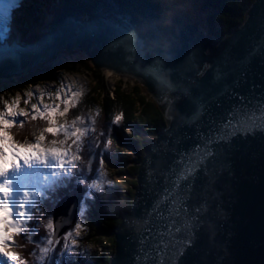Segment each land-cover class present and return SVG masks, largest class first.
I'll list each match as a JSON object with an SVG mask.
<instances>
[{"label":"water","instance_id":"obj_1","mask_svg":"<svg viewBox=\"0 0 264 264\" xmlns=\"http://www.w3.org/2000/svg\"><path fill=\"white\" fill-rule=\"evenodd\" d=\"M74 49L96 68L141 80L166 120L145 148L132 205L114 231L109 264H136L139 241L159 227L153 208L163 207L179 154L191 151L237 96L253 103L264 96V0H252L243 21L219 37L175 0H59L45 33L0 53V74L5 82L23 80ZM72 198L56 207L58 233L74 220L78 191ZM187 205L181 222L193 244L180 264H264V134L219 146L197 174Z\"/></svg>","mask_w":264,"mask_h":264},{"label":"snow or ice","instance_id":"obj_2","mask_svg":"<svg viewBox=\"0 0 264 264\" xmlns=\"http://www.w3.org/2000/svg\"><path fill=\"white\" fill-rule=\"evenodd\" d=\"M20 0H0V36L7 34L14 11L18 8ZM131 39V38H130ZM127 43V42H126ZM157 69L150 68L152 75L157 73ZM29 96L33 93L29 92ZM57 99H61L65 105L63 109L52 104L51 106L32 105V109L39 113V116H32L33 120L43 118L47 121L48 127L44 128L36 135L34 142L18 140L12 129L16 126L17 117H27L29 113L20 108L19 98L13 101L3 100V107L0 108V260L3 264H21L20 252L14 250L20 245L18 237L25 240H32L29 221L33 217L29 213V205L39 214L37 223L46 220L41 226L46 229L39 243V252L33 255L42 254L44 259L40 264H46L48 254L53 251L52 246L58 245L62 248L61 256L77 254L75 246L80 235L81 224L76 223L73 230L61 228L59 233L55 226L54 213H49L46 208L37 206L33 200V194L24 192L19 199L15 212L11 203L14 195L11 176L15 175V182L27 183L28 173L23 172V167L32 169L34 165H43L52 169L53 180L48 186L55 190L57 178L61 173L69 174L78 166L77 161L81 159L80 153L84 148V140L89 131L95 132V128H78L73 121L74 131L69 130L65 123L61 126L57 121V114L65 115L73 103L71 99L63 100L57 94ZM239 101L233 104L217 121L210 122L206 132H202L200 142L193 146L191 151L180 153L175 161L177 172L170 188L164 189L162 197L163 207L158 202L153 211L157 213L159 227L155 230L148 229L147 234L139 241L141 247L138 249L139 256L136 264H180V259L193 244L191 236L186 232L187 225L181 222L182 215H187V200L195 183L197 174L206 166L209 159L217 155V149L221 145L230 146L236 137L246 138L254 136L256 133L264 134V96L253 103L244 96H237ZM121 116L115 117V123L119 124ZM81 124L84 119L81 118ZM95 121H93V124ZM24 127V123H20ZM46 134L52 137H59L63 134V139L53 138L48 141ZM101 135H104L102 132ZM74 138V139H73ZM75 145L73 151L72 145ZM111 144V140L107 141ZM47 180V177H46ZM96 191L100 190V184L94 181L91 185ZM187 191L189 196L183 193ZM36 196H43V193H36ZM199 212L200 208H196ZM18 213L19 219L16 218ZM153 231L155 234H153Z\"/></svg>","mask_w":264,"mask_h":264},{"label":"trees","instance_id":"obj_3","mask_svg":"<svg viewBox=\"0 0 264 264\" xmlns=\"http://www.w3.org/2000/svg\"><path fill=\"white\" fill-rule=\"evenodd\" d=\"M178 1L184 4L193 13V15L201 18L202 26L207 31V33L218 37L223 35L229 28L234 27L243 21V19L245 18L246 10L252 2V0ZM95 78L97 80L95 90H102L104 88L107 92V89L105 88L106 80H104V77L100 73L95 72ZM121 85L122 84L120 83L118 87L115 88V97L111 98L109 95H106L103 103H99L98 99L92 96L93 89L85 90L82 93L75 95V97L73 98L66 97L67 100L71 99L73 103L69 107V111L67 112V114H57L56 117L58 123L61 126H63L65 123H67L69 126L73 123V121L79 122L81 120V114H86L91 111L95 112L97 130L90 137H86V142L90 145V150L86 151V158L92 152L96 151L95 153L97 155V164H99L101 161V155L108 156L115 150L114 142L112 141L111 144H108L106 140L110 132L112 131V122L115 121V117L117 115L121 116V125L136 119L140 124L146 126L147 130L154 134H157L158 131L166 125V120L164 118L163 112L158 107L156 101H154L147 94L143 93V89L140 84H135L129 90L122 89ZM57 87H59V90H57L58 88H55L52 92L48 93L44 97L46 100H50L53 97V99H51V102L58 101L62 110L65 105L62 103L61 99H57V94L62 97L63 91H65V86L59 83ZM24 91L25 89L19 86L4 87L2 90H0V102H2L3 100L13 101L17 98V94H21ZM30 92L33 93V91ZM66 98L64 99V97H62L63 100H66ZM38 100V96L33 93L29 102L24 100L19 104L20 106H30L32 103H38ZM96 103L100 106H98ZM2 107L3 105L2 103H0V108ZM97 107H99L100 109H97ZM31 115L32 113L27 116L24 121H21L17 117L20 121L16 119L17 123L16 126L12 129V134L18 140H34L36 135H38L44 128L48 127L47 121L43 118H39L36 120L32 119V116L34 115L39 116L38 112H36L32 116ZM21 122L24 123L23 128L20 127ZM102 132L104 133V135H101ZM94 135H97V137L95 138ZM46 136L48 137L49 142L53 138H64L63 134H61L59 137H52L51 134H46ZM134 137L136 138L135 147L138 148L140 153H137L136 162L133 166L130 167L129 170L136 176L139 170V164L145 152V146L151 143V141H145L146 144H142L140 140H138V137H141L140 135ZM128 142L132 144V142H130L129 140ZM95 168L96 167H94L93 170L89 173L90 178L94 175ZM86 172L87 171L85 164H80L78 170L76 168L74 179H71V183L70 181L69 183L72 184V186L78 184V179H76L77 175L84 174ZM124 182L127 183L125 193V197L127 198L125 201L126 203L119 202L118 205H107L103 207V210H99L95 208L93 204H91L89 205L88 209L85 210V213H83L82 218H78L76 220L75 224L80 223L82 225L80 229V235L78 236L79 243H77V245L75 246L76 252L79 254L68 257V259L66 260V264H109L110 258L115 251L116 245V238L114 232L112 231H115L121 223L122 213L125 207L132 205V198L135 193V185L137 184L136 178L126 179L124 180ZM113 184L114 186L118 185L117 183ZM61 193H63V191ZM52 207V203H47V206L45 208L48 211H51ZM36 218L38 217L36 216ZM40 223L41 224H38L36 219L31 226V234L34 235L32 237L35 240L42 239L43 234L46 231V229L41 226L42 224L46 223V220H42ZM95 231L100 232L102 235H108L107 241L109 242V244L107 245L105 243L106 247L104 248L110 251V254L108 256L101 255L95 258L96 254H90L86 251L83 252V249L87 246V241L90 240L92 243H94L93 240H99L94 237ZM20 241L25 245V248L28 247V249H22V252H24L25 254H27L28 250L31 249L32 246H35L28 240H25L23 237L20 238ZM92 258L94 259V261L90 262Z\"/></svg>","mask_w":264,"mask_h":264},{"label":"rangeland","instance_id":"obj_4","mask_svg":"<svg viewBox=\"0 0 264 264\" xmlns=\"http://www.w3.org/2000/svg\"><path fill=\"white\" fill-rule=\"evenodd\" d=\"M55 1L56 0H25V2L23 3V8L20 10L21 12H18V16L20 17L19 20L22 27L26 29L28 28L30 30L32 29L31 32L27 34L28 37H30L31 34L36 35L39 30H40L39 31L40 34V32L42 31V27L44 26L45 23H47L46 20L48 18V14L49 12H51L50 10L51 4ZM36 7H39L38 12L35 10ZM41 16L42 19L40 18ZM58 56L60 57H58L59 60L57 62L47 61L43 63L37 72L25 78L24 80L12 82V83L6 82L7 84H5L4 86L0 83V86L2 85L3 87H14L18 85L19 87H22L25 90L27 89L26 90L27 93L29 90H33V92L37 96H39L41 93L49 92L51 90V87L54 83L52 78L55 74H59V76H63V75L65 76V78H63L62 80H64L63 83L67 85V89H68L67 91L69 92L72 90L71 92H69L70 94L73 93L76 89H78L81 93L84 91L83 89L85 90L93 89L92 96L96 97L99 103L104 102L106 95L108 96L109 94V96H113L112 91L115 89V87H118L120 82H122L121 88L126 90L131 89V87H133L135 84H140L143 89V93L147 94L154 100V98L148 92V89L139 80H137L136 78L130 75L120 74L113 70H111L113 72L111 73L109 72L108 69L96 68L92 63L91 58H89V56L84 51H81L79 49H74L71 51L64 50L60 52ZM95 72H98L100 74L102 73L105 74V78H106L105 88L107 89L108 93L105 91L104 88L102 90H95L96 81H97L95 78ZM26 95L27 97H29L28 94ZM22 96H24V93L17 94V98H19V100ZM62 96L65 97V94ZM46 105L50 106V103L45 101L40 102L41 108H43ZM56 105H59V103H57ZM75 125L81 126V128L88 127V125L84 123L82 125L80 124H75ZM70 128H73V124L69 126V129ZM126 131L133 132V129L132 127H129L126 129ZM116 144L117 147L121 149V154L123 157H125V161H123L124 159L122 160L118 158L116 163H109L108 160H102V162L103 164L106 163L111 168L126 169L127 166L131 165L130 162L134 161L136 153L133 151V149H131L129 145H126L125 142L122 140H117ZM62 175L63 173H61L59 177H61ZM96 176L100 178L99 184L101 187L99 191H96L90 186L91 189L93 190V193L89 196V198L92 202L96 204V206L100 205V207H101L100 199L104 203H107L106 200L108 199L109 196L101 197L99 193L102 192L103 193L107 192L108 194L112 193L114 195L116 194L118 198H121V196H123L126 193L127 183H125L124 180L133 179L136 177L130 171H125V170L122 171V174L121 172H118L115 175H113L112 181L114 182L118 181L120 184V188L116 191L115 188L112 186V184L107 182L109 181L107 171L102 173H97ZM59 177L57 178L58 181H59ZM58 184L59 182H57V185ZM57 185L54 186L56 187ZM111 187L112 189L114 188L113 191H111ZM39 199H42V197H40ZM94 234H95L94 235L95 238L101 241L106 242V240H108V235H104V234L102 235L98 231H96ZM37 256L40 259L44 258L42 254Z\"/></svg>","mask_w":264,"mask_h":264},{"label":"bare ground","instance_id":"obj_5","mask_svg":"<svg viewBox=\"0 0 264 264\" xmlns=\"http://www.w3.org/2000/svg\"><path fill=\"white\" fill-rule=\"evenodd\" d=\"M52 19H53V12H52V10H51V12H49V14H48V18H47V20H46V22L47 23H45L44 24V26L42 27V31L40 32V34L42 33H45L44 31H46V30H48V28H49V26H50V24L52 23ZM48 23H49V25H48ZM41 34V35H42ZM32 39H29V40H27L26 42H29V41H31ZM86 53V52H85ZM63 54V53H62ZM87 54V53H86ZM61 55V54H60ZM88 55V54H87ZM58 57H60V56H57L56 57V59L57 60H55L54 62H57L58 60H59V58ZM109 70V72H111V73H113L110 69H108ZM116 72V71H115ZM118 73H120V74H126V73H121V72H118ZM126 75H129V74H126ZM132 77H134L133 75H132ZM134 78H136V77H134ZM137 80H139L138 78H136ZM24 80V79H23ZM17 81H21V80H17ZM16 81V82H17ZM141 83H142V81L141 80H139ZM138 164V163H137ZM36 167H39V168H43V167H46L47 169H50L49 167H47V166H43V165H35ZM51 177H53V176H51ZM95 201V200H94ZM96 205V204H95ZM99 212V211H98ZM82 233V232H81ZM85 234V233H84ZM88 234V233H87ZM89 235V234H88ZM87 235V236H88ZM87 236H85V237H87ZM90 236V235H89ZM85 237H83V238H85ZM89 239V238H88ZM87 240V239H86ZM79 243V242H78ZM86 245V244H85ZM83 255V254H82ZM67 263V262H66Z\"/></svg>","mask_w":264,"mask_h":264}]
</instances>
